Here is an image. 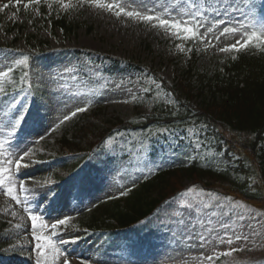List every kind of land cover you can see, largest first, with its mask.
<instances>
[{"label":"rangeland","instance_id":"374dc122","mask_svg":"<svg viewBox=\"0 0 264 264\" xmlns=\"http://www.w3.org/2000/svg\"><path fill=\"white\" fill-rule=\"evenodd\" d=\"M63 2L71 6L65 9L60 0H47L43 16L38 6L29 8V15L25 14L24 4L28 0H19V4L17 0H0V72L9 68L27 70L30 87L35 86L40 92L39 104L34 105L33 101L37 100L33 91L9 95L0 91V143H3L0 165L9 158L15 161L31 149L19 170L12 165L15 194L22 203L17 205L0 191V223L4 227L0 234V264H53L51 248L45 247L44 256L39 255L37 245L45 241H38L33 235L25 207L40 218L36 221V235L49 237L63 253L54 264H63L64 259L69 264L82 261L85 264H264V259L233 262L232 255H221L229 251L230 245L217 239V234L234 239L248 230L258 232L264 240V207L219 197L195 187L120 238L105 241L99 236L86 237L77 229L76 220L81 214L133 188L140 177L150 173L153 165L161 170L187 164L193 149L190 143L179 144L169 139L159 146L147 169L143 163L134 166L120 160V145H115L116 150L108 145L104 152L93 148L94 139H89L87 134L69 146L60 142L64 135L72 142L75 123L80 114L89 111L88 104L106 112L105 116L95 113L92 118L88 113L80 120L94 126L97 132L110 118L124 122L139 119L151 114L153 107L145 96L144 85L153 84L151 79L126 71L101 80L100 65L76 56L74 51L134 59L168 85H186L193 82L185 74L189 68L194 72H213L222 69L225 59L236 57L239 51L224 52L221 48L242 39L241 36L220 33L224 27L239 28L237 21L258 26L264 21V0H95L118 6L112 10L96 7L90 0ZM5 4L9 7L4 8ZM18 6L22 8L20 14ZM119 7L169 21L183 20L188 26H197L206 39L185 40L182 37L188 34L181 33L178 38L175 29L157 26L156 20L117 16ZM51 14L65 15L75 28L66 34L53 30L48 22ZM208 28L212 29L211 33L206 31ZM27 36L36 39L28 41ZM38 42L48 47L39 52L34 62L27 61V66L19 63L36 52ZM6 77H0L2 89ZM199 100L192 103L198 104ZM163 102L175 103L171 96L163 97ZM79 107H85L86 111L71 116ZM65 116L71 118L65 121ZM89 131L94 133L92 128ZM75 162H80V169L75 168ZM210 166L220 172L226 184L236 181L232 171L224 174L232 162L223 154L212 157ZM193 185L190 180L183 183L184 187ZM186 204L193 207H182ZM240 216L244 219L240 220ZM65 218L67 224L53 234L51 225ZM179 220L184 223H178ZM42 224L47 227L42 228ZM222 224L229 226L227 232ZM201 234L207 238L205 242H201ZM208 255L215 258L208 261L205 258Z\"/></svg>","mask_w":264,"mask_h":264},{"label":"trees","instance_id":"16d2710c","mask_svg":"<svg viewBox=\"0 0 264 264\" xmlns=\"http://www.w3.org/2000/svg\"><path fill=\"white\" fill-rule=\"evenodd\" d=\"M17 11L21 12L20 7ZM41 11L44 14L43 5ZM49 20L53 30H61L64 34L75 28L65 15L51 16ZM27 39L35 41L33 36ZM38 44L40 49L47 47L46 43ZM96 62L101 64L105 75L111 76L126 70L141 72L144 69L134 59L100 57ZM185 74L193 82L168 85L153 74L159 87L145 84L146 96L153 102L151 114L127 122L110 118L99 132L89 123L82 127L78 122L72 142L66 135L62 137L60 142L69 146L87 134L89 139H94L91 144L97 149L125 139L120 154L127 162L153 157L159 142L165 141L167 136L181 142L188 139L196 145L195 155L186 166L168 167L144 175L135 188L126 191L127 195L109 199L83 215L79 228L88 234L101 233L106 239H113L152 218L168 201L193 187L264 207V167L257 165L258 158L264 157V42L253 40L236 58L225 60L221 70L194 72L190 68ZM9 79L10 83H5L6 91L26 89L29 81L26 70L12 71ZM167 93L175 98V103L169 106L163 102V95ZM197 98L200 100L195 105L192 101ZM95 113L106 115L101 109L91 115ZM220 152L232 162V167L224 172L225 175L234 173L237 179L232 183L226 184L220 172L210 166L212 156ZM187 180L194 185L184 187Z\"/></svg>","mask_w":264,"mask_h":264},{"label":"snow or ice","instance_id":"6c2138e0","mask_svg":"<svg viewBox=\"0 0 264 264\" xmlns=\"http://www.w3.org/2000/svg\"><path fill=\"white\" fill-rule=\"evenodd\" d=\"M45 2H47V0H45ZM81 2H83V0H81ZM90 2H95V0H90ZM17 3L19 4V0H17ZM41 3V0H28V3L24 4V8L28 9L32 4H36L39 5ZM60 4L61 7L67 9L69 8L71 5L66 4L63 2V0H60ZM51 6V5H49ZM95 6L99 7V8H104L107 10H112L113 7H118L115 6L111 3H98L95 2ZM9 7L8 4L4 5V8ZM194 7V6H193ZM250 7H254V5H250ZM121 14L127 15L128 17H137V18H142L145 21H153L156 20L158 21V25L160 27H166V28H172L175 29V35H177L178 38H180L181 33H185L188 35H184L182 38L185 40L188 39H206L205 36H202L198 30H197V26H188V24L183 21V20H174V21H169L168 19H162L160 17H156L153 15H143L142 13L138 12V11H126L123 7H119V11L116 12V15L119 16ZM220 23H224V21H221ZM237 23L240 24L239 28L237 27H224L223 30L221 31L220 35L221 36H226L228 34H232V35H239L241 36L242 39H237L235 43L226 46L224 48H221V51L224 52H228V51H241L246 49L247 47L250 46L251 42L253 40L256 41H262L264 42V21L260 22L259 25L257 26L256 23H251L250 25H244L242 23H240L239 21H237ZM249 28L252 29L251 32H249ZM208 33L212 32L211 28H208L206 30ZM215 39L219 40L220 37H214ZM27 61H28V57H24L22 60L19 61V63L24 64L25 66H27ZM12 69L9 68L8 71H4V72H0V77H6L8 76L9 72H11ZM0 91H3L2 88H0ZM86 111L85 107H79L76 109V111L71 113V116H75L78 112H84ZM70 116H65L64 120H68L70 119ZM61 123H63V121H61ZM0 148H3V143H0ZM31 152V149H29L28 151H25L23 156L19 157L18 159H16L15 161H13L12 159H6L4 161L3 165H0V191L3 192L4 195L8 196L12 201H14L17 205L21 204L22 201L20 200L19 196L15 194L16 192V184L15 181L13 180V172H12V165H15V168L17 170H19L23 165H22V161L23 158L25 156H28ZM19 189L21 191L24 190V186L23 184L19 185ZM193 191L192 188H188L187 192H191ZM121 195H127V192H122ZM210 205H206V207H208ZM182 207H187V208H192L193 205L192 204H186V205H182ZM24 211L26 213H29V217L32 221V227H33V235H35V238L39 241V240H44L45 244H38L37 248L40 249L39 255L44 256V249L45 247L51 248L52 252H51V259L54 262L63 255V253L60 251V249L56 248V246L52 243L51 239L49 237H44L41 235H36L35 233V228H36V221L39 220L40 218L36 215H32L30 213V210L25 207ZM13 215H15V213H13ZM240 220H243L244 217L240 216L238 217ZM68 222V218L65 219H59L57 220L55 223H53L51 225V229L53 230V234H55V231L62 225H66ZM180 224H183V220H179L177 221ZM41 227H47V225H41ZM221 227L225 230V232L228 231L229 226L227 224H222ZM235 235V233H234ZM253 235H259V233H253ZM217 239L220 240L221 243L227 242L229 245H231L233 243V240L231 237H220L219 234H217ZM235 239L236 240H243V241H247L249 239L248 236H245L243 234L240 235H235ZM200 240L201 242H205L207 240L206 237L203 236V234L200 235ZM62 243L64 241H61ZM243 249H230L227 252H223L221 253V255L223 256H231L233 252L235 251H242ZM208 261H212L215 257H213L212 255H208L205 257ZM45 259L47 260V257H45ZM63 264H69V261L67 259H64ZM81 264H85L84 261L81 262Z\"/></svg>","mask_w":264,"mask_h":264},{"label":"bare ground","instance_id":"6f19581e","mask_svg":"<svg viewBox=\"0 0 264 264\" xmlns=\"http://www.w3.org/2000/svg\"><path fill=\"white\" fill-rule=\"evenodd\" d=\"M255 232L244 231L240 234L248 236L247 241L232 239L233 243L230 245V249H243L242 251H235L232 253V261H245V260H262L264 259V240L260 235H253ZM258 233V232H256ZM239 234V235H240Z\"/></svg>","mask_w":264,"mask_h":264}]
</instances>
